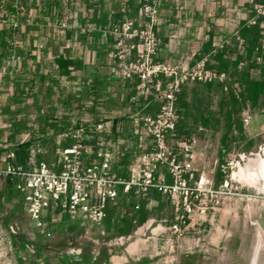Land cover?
I'll list each match as a JSON object with an SVG mask.
<instances>
[{
    "label": "crops",
    "instance_id": "obj_1",
    "mask_svg": "<svg viewBox=\"0 0 264 264\" xmlns=\"http://www.w3.org/2000/svg\"><path fill=\"white\" fill-rule=\"evenodd\" d=\"M139 1L73 0L69 26L56 29L54 26L63 18V9L57 4V7H41L36 3L15 36L17 45L0 48L12 49L18 55L9 73L0 72V168L9 163V152L28 142L32 144L29 162L33 159L53 162L60 148L76 142L71 134L87 126L85 145L94 150H109L112 156L109 171L127 179L139 175L141 166L133 154L136 147L133 132L143 116L157 113L158 105L150 93L139 94L137 80L122 79L114 57L118 39L114 30L126 17H138ZM254 3H264V0H167L159 30L163 45L158 60L190 67L197 60L209 57V67L218 71L238 64L234 60L233 46L222 50L216 45L254 16ZM60 59L64 61L61 68ZM200 86L208 93L215 87ZM191 90L205 92L199 85L184 88L181 103L185 102L187 107L182 108L178 137L187 139L199 133L201 160L198 167L201 169L204 162L215 157L210 156L212 153L216 155L215 164L220 162V149L227 143L224 136L228 133L216 134L218 138L212 144V137L216 135L209 130V117L203 112L191 117L193 106L186 98ZM202 99H198L199 102H203ZM35 117L45 121L44 130L35 135H31L30 130L23 134L21 123ZM192 120L202 125H193ZM111 122L115 124L112 129L103 133L95 130L99 124ZM151 149L152 140H148L144 150ZM15 193L10 181L0 177V214L11 212L15 216L17 207H21L20 195ZM166 200L153 190L148 198L139 202L120 189L111 201L104 226L120 230L131 223L132 233L151 219L154 210H162ZM142 206L148 214L144 223L140 220ZM77 217L81 219L80 212L53 203L42 219L46 225L58 222L63 228Z\"/></svg>",
    "mask_w": 264,
    "mask_h": 264
},
{
    "label": "built area",
    "instance_id": "obj_2",
    "mask_svg": "<svg viewBox=\"0 0 264 264\" xmlns=\"http://www.w3.org/2000/svg\"><path fill=\"white\" fill-rule=\"evenodd\" d=\"M72 1L0 0V40L3 36L9 48L17 45L15 36L36 3L43 7L58 2L63 9L61 26L68 27ZM166 1L140 0L138 17H126L114 30L118 38L114 57L122 79L137 80L139 94L150 93L158 105L157 113L143 116L133 132L136 140L133 154L141 166L139 175L127 179L109 171L107 168L112 161L109 150H94L85 145L87 126H81L71 134L76 142L60 148L57 160L53 162L33 159L24 166L18 163L16 151L12 150L7 155L9 163L0 168V177L10 181L32 221L39 222L51 205L57 203L64 209L80 212L96 227H102L109 216L111 201L120 189L139 202L148 198L153 190L160 192L180 212L176 229L186 226L197 211L207 213L206 202L212 191L208 187V163L204 162L201 169L198 167L201 160L199 137L197 134L187 139L178 137V125L182 119L181 95L184 88L192 84L219 86L237 98H241L245 88L235 84L229 69L218 71L210 68L209 57L197 60L190 67L158 60L163 45L159 30ZM253 10L254 16L247 25L259 27L254 61L261 65L264 63V3H254ZM216 46L222 50L234 46L237 52L234 60L242 57L238 70L246 68L249 46L241 29ZM0 56V72L5 75L11 71L18 55L12 49H0ZM114 126L113 122L99 124L95 130L103 133ZM148 140H152L150 151L144 150ZM222 171L225 172L224 166ZM229 185L226 180L221 192L216 193L221 194Z\"/></svg>",
    "mask_w": 264,
    "mask_h": 264
},
{
    "label": "rangeland",
    "instance_id": "obj_3",
    "mask_svg": "<svg viewBox=\"0 0 264 264\" xmlns=\"http://www.w3.org/2000/svg\"><path fill=\"white\" fill-rule=\"evenodd\" d=\"M246 61L243 71L234 65L228 68L235 84L245 88L241 98L219 86L208 93L200 84L191 86L199 85L205 92L191 90L186 95L193 106L192 119L203 112L214 135L228 133L220 162L215 164L213 153L210 156L215 157L208 161L212 194L206 214L197 211L186 226L176 229L180 212L166 200L144 226L125 234L118 228L96 227L83 214L63 228L58 222H34L21 203L14 217L11 212L0 214V264H264V99L255 106L247 86L248 78L258 80L264 74V63L258 65L248 56ZM44 125L45 121L35 117L20 126L23 134L30 130L35 135ZM217 136L212 137V144ZM226 180L229 187L216 193Z\"/></svg>",
    "mask_w": 264,
    "mask_h": 264
},
{
    "label": "trees",
    "instance_id": "obj_4",
    "mask_svg": "<svg viewBox=\"0 0 264 264\" xmlns=\"http://www.w3.org/2000/svg\"><path fill=\"white\" fill-rule=\"evenodd\" d=\"M259 27L255 26V27H248L247 23H245L244 25H242L241 27V33L243 35V37L247 40L248 42V58L251 59L254 62V55H255V51L256 48L258 46V42H259ZM1 35V33H0ZM5 41L3 39V36H1V40H0V48H5ZM242 59V57H239V59L237 60L238 63L239 61ZM64 64L63 60H58V65L60 66V68L62 67V65ZM235 67L238 66V64L236 63L234 65ZM247 86H248V91L251 95L252 98V102L255 106H257L259 104V101L261 99H264V74L261 76L260 79L258 80H247ZM182 97L180 99V107H187V104L185 102L181 103ZM228 140V136H224V142H227ZM31 142L28 143H24L23 145H21L16 151V156H17V161L19 164H22L24 166H27L29 164V160H30V156H31ZM148 219V214L145 211V206L141 207V211H140V220L141 223H144L146 220ZM131 229H132V224L129 223V225L123 227L122 230L125 234H129L131 233Z\"/></svg>",
    "mask_w": 264,
    "mask_h": 264
},
{
    "label": "bare ground",
    "instance_id": "obj_5",
    "mask_svg": "<svg viewBox=\"0 0 264 264\" xmlns=\"http://www.w3.org/2000/svg\"><path fill=\"white\" fill-rule=\"evenodd\" d=\"M261 166L264 168V160L261 161ZM262 181L264 182V172H263V175H262Z\"/></svg>",
    "mask_w": 264,
    "mask_h": 264
}]
</instances>
